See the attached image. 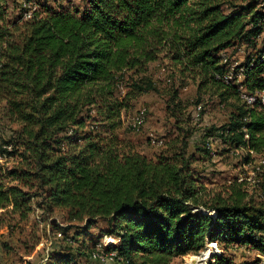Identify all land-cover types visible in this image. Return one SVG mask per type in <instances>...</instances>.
Listing matches in <instances>:
<instances>
[{
  "label": "trees",
  "instance_id": "trees-1",
  "mask_svg": "<svg viewBox=\"0 0 264 264\" xmlns=\"http://www.w3.org/2000/svg\"><path fill=\"white\" fill-rule=\"evenodd\" d=\"M263 1L86 0L81 11L45 6L9 19L0 0V124L10 132L0 156L12 161L0 164V220H26L32 202L85 231L104 220L102 235L116 239L104 252H115L116 264H169L206 243L207 264H229V246L264 256V203L247 201L239 184L227 197L206 190L185 138L178 150L148 157L116 133L122 111L156 90L150 64L165 61L174 111L184 108L178 90L187 84L195 107L209 96L231 108L207 129L201 157H212V136L227 151L243 150L244 165L249 151L264 156V103L247 105L239 91L264 89ZM231 48L244 52L235 66ZM56 256V264H80L73 253Z\"/></svg>",
  "mask_w": 264,
  "mask_h": 264
},
{
  "label": "rangeland",
  "instance_id": "rangeland-1",
  "mask_svg": "<svg viewBox=\"0 0 264 264\" xmlns=\"http://www.w3.org/2000/svg\"><path fill=\"white\" fill-rule=\"evenodd\" d=\"M233 1L236 5L247 2V0ZM262 3L259 9L263 8L264 11V1ZM45 6L56 10L59 6H65L81 11L86 7V0H7L8 17L9 19L23 18L24 13L27 12L29 17L32 10H43ZM262 26L263 30L257 38V48L264 47V21ZM226 54L231 62L239 63L244 57L242 49L235 51L231 48ZM148 72L155 79L158 78V81H155L156 90L141 94L132 101L128 109L122 111L123 124L116 130L118 136L131 141L137 150L148 157H154L163 151L178 150L180 139L185 138L186 151L194 156L191 166L206 190L212 194L218 193L222 197H227L230 186L239 184L247 201L256 204L264 203V165L260 164L263 155L253 154L250 164L244 165L242 163L244 151L225 150L226 147L216 136H212L213 142L206 143V148L210 150L214 148L211 158L201 157L196 149L202 145L203 136L209 127H217L228 120L231 108L219 105L214 97L209 96L203 97L201 109L198 106L195 107L193 103L195 87L187 84L178 90V97L184 108L174 111L175 107L168 102L167 90L170 91L172 81L167 80L169 74L167 63L165 61L151 63ZM140 108L145 110H138ZM140 111H144L142 120L133 125V118L139 115ZM2 125L0 124V137L5 138L10 132ZM0 164L10 166L12 161L0 156ZM257 166L259 170H256ZM34 201L39 200L36 198ZM32 209L24 221H17L10 214L4 215L2 218L4 220H0V226H2L0 228V264H56L50 258L57 259L56 253L59 250L73 253L75 260L80 264H116L115 262L101 263L91 257V251L99 252V247L102 245L104 252L103 245L116 242L115 238L102 235L107 228L104 220H98L85 231L79 227L82 224L66 222L62 210L55 209L52 213L44 212L42 208L35 206V202H32ZM7 222L10 226H3V223ZM216 247L218 250L215 253L218 254L222 250L217 245ZM229 247L227 250L229 259L225 260V263L264 264V256L252 248ZM201 253L210 254L209 246L197 253L173 258L169 264H207L214 260L212 254L208 255L207 259L191 260Z\"/></svg>",
  "mask_w": 264,
  "mask_h": 264
},
{
  "label": "built area",
  "instance_id": "built-area-1",
  "mask_svg": "<svg viewBox=\"0 0 264 264\" xmlns=\"http://www.w3.org/2000/svg\"><path fill=\"white\" fill-rule=\"evenodd\" d=\"M24 18L28 19V12L24 13ZM235 65H236V62H234V66ZM237 80H241V73H238ZM243 91H245V89ZM245 92H246V95H248L249 97L255 98V102H259L261 104L264 103V89L259 90V91H255V92H252V93H249L247 91H245ZM198 107L200 108V105H198ZM138 110H145V109L144 108H140ZM143 123L144 122H142V124ZM260 162H262V164L264 165V161L263 160H260ZM114 253L115 252H103L102 251V245H101L99 247L98 261L101 262V263L113 262V254Z\"/></svg>",
  "mask_w": 264,
  "mask_h": 264
},
{
  "label": "bare ground",
  "instance_id": "bare-ground-1",
  "mask_svg": "<svg viewBox=\"0 0 264 264\" xmlns=\"http://www.w3.org/2000/svg\"><path fill=\"white\" fill-rule=\"evenodd\" d=\"M225 61V58L224 60ZM230 70H232V67H230ZM239 91H240V98L247 104V105H253L255 103V98L253 97H249L248 95H246V92L243 91V88L242 87H239ZM143 114H144V111H140L139 115H136L134 118H133V125L140 122L142 120V117H143ZM250 155H253L251 151H249ZM264 161V159H263ZM260 164H262V162H260ZM256 170L259 169V167H255ZM209 244V243H206V245ZM205 245V247H206ZM208 252V251H207ZM98 254L99 252L97 253H94V257H97L98 258ZM210 256V254H208ZM208 255H206V253L204 254H200L199 256H195L193 258H191V260H199V259H207L208 258Z\"/></svg>",
  "mask_w": 264,
  "mask_h": 264
},
{
  "label": "water",
  "instance_id": "water-1",
  "mask_svg": "<svg viewBox=\"0 0 264 264\" xmlns=\"http://www.w3.org/2000/svg\"><path fill=\"white\" fill-rule=\"evenodd\" d=\"M205 248V247H204Z\"/></svg>",
  "mask_w": 264,
  "mask_h": 264
}]
</instances>
